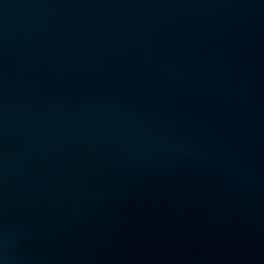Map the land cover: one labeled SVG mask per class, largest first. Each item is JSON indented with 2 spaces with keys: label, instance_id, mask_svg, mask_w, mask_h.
<instances>
[{
  "label": "water",
  "instance_id": "1",
  "mask_svg": "<svg viewBox=\"0 0 264 264\" xmlns=\"http://www.w3.org/2000/svg\"><path fill=\"white\" fill-rule=\"evenodd\" d=\"M0 264H264V0H0Z\"/></svg>",
  "mask_w": 264,
  "mask_h": 264
}]
</instances>
